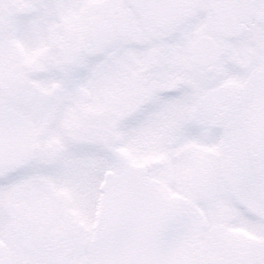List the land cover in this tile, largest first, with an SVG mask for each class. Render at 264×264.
Returning a JSON list of instances; mask_svg holds the SVG:
<instances>
[{"label": "snow or ice", "instance_id": "obj_1", "mask_svg": "<svg viewBox=\"0 0 264 264\" xmlns=\"http://www.w3.org/2000/svg\"><path fill=\"white\" fill-rule=\"evenodd\" d=\"M0 264H264V0H0Z\"/></svg>", "mask_w": 264, "mask_h": 264}]
</instances>
